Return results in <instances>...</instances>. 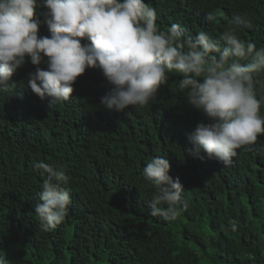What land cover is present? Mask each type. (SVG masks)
<instances>
[{"label":"trees","instance_id":"obj_1","mask_svg":"<svg viewBox=\"0 0 264 264\" xmlns=\"http://www.w3.org/2000/svg\"><path fill=\"white\" fill-rule=\"evenodd\" d=\"M144 2L162 30L178 23L189 35L203 30L216 40L242 17L236 34L264 48V0ZM46 11L37 9L42 21ZM50 35L42 24L38 36ZM35 68L26 57L12 76L15 90L0 94V253L10 264H264V135L225 167L194 154L191 132L208 120L179 90L180 74H169L147 105L116 112L100 104L112 87L100 69L87 68L69 100L52 103L27 85ZM257 96H264L259 86ZM161 156L188 202L174 221L147 207L155 189L143 168ZM37 161L63 165L71 177L67 216L48 231L34 212L46 179Z\"/></svg>","mask_w":264,"mask_h":264},{"label":"clouds","instance_id":"obj_2","mask_svg":"<svg viewBox=\"0 0 264 264\" xmlns=\"http://www.w3.org/2000/svg\"><path fill=\"white\" fill-rule=\"evenodd\" d=\"M40 7L47 9L43 21L37 15ZM215 18L214 13L206 16L209 22ZM157 19L156 9L144 0H0V94L15 90L12 76L26 57L36 66L27 85L41 100L68 101L77 78L87 68H98L112 85L100 104L116 112L147 105L169 74L178 73L187 103L208 120L191 132L194 154L203 151L227 167L237 149L264 135V96H257L258 86L264 89V48L236 34L234 25H242V17L219 40L203 30L189 35L178 23L162 30ZM42 24L50 36H38ZM34 169L46 174L34 212L40 226L52 230L72 203L65 187L71 177L63 165L37 161ZM169 171L167 158L154 157L142 176L155 189L147 202L150 214L174 221L188 202L180 179ZM230 224L236 231V223ZM0 264H10L5 254L0 253Z\"/></svg>","mask_w":264,"mask_h":264},{"label":"rangeland","instance_id":"obj_3","mask_svg":"<svg viewBox=\"0 0 264 264\" xmlns=\"http://www.w3.org/2000/svg\"><path fill=\"white\" fill-rule=\"evenodd\" d=\"M69 259V254H67V256H66V259L64 260V263L65 262H68L67 260ZM46 263L48 262V261H45Z\"/></svg>","mask_w":264,"mask_h":264}]
</instances>
